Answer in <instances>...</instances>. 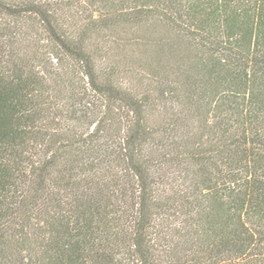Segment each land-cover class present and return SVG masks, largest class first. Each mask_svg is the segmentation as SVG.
Returning a JSON list of instances; mask_svg holds the SVG:
<instances>
[{
	"label": "trees",
	"instance_id": "trees-1",
	"mask_svg": "<svg viewBox=\"0 0 264 264\" xmlns=\"http://www.w3.org/2000/svg\"><path fill=\"white\" fill-rule=\"evenodd\" d=\"M0 264H264V0H0Z\"/></svg>",
	"mask_w": 264,
	"mask_h": 264
}]
</instances>
